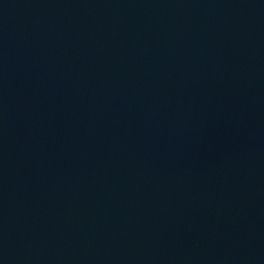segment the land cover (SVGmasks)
<instances>
[{
    "label": "water",
    "instance_id": "1",
    "mask_svg": "<svg viewBox=\"0 0 264 264\" xmlns=\"http://www.w3.org/2000/svg\"><path fill=\"white\" fill-rule=\"evenodd\" d=\"M0 264H264V0H0Z\"/></svg>",
    "mask_w": 264,
    "mask_h": 264
}]
</instances>
